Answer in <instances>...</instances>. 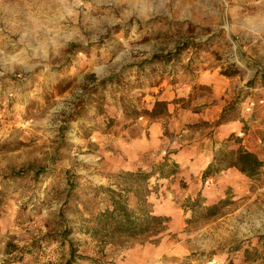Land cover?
Masks as SVG:
<instances>
[{"label":"rangeland","instance_id":"1","mask_svg":"<svg viewBox=\"0 0 264 264\" xmlns=\"http://www.w3.org/2000/svg\"><path fill=\"white\" fill-rule=\"evenodd\" d=\"M239 148L264 161V0H0V264H264V166L205 175ZM101 185L169 219L105 242Z\"/></svg>","mask_w":264,"mask_h":264},{"label":"trees","instance_id":"2","mask_svg":"<svg viewBox=\"0 0 264 264\" xmlns=\"http://www.w3.org/2000/svg\"><path fill=\"white\" fill-rule=\"evenodd\" d=\"M226 162L225 167H235L243 174L253 178L258 175L264 166V161L257 154L244 148L219 155L215 154V160L211 162L205 171V175L219 170L220 163ZM217 166V167H216ZM124 176L134 182L148 178V174L142 171H128ZM99 191H103L107 196L108 204L91 218L95 225L90 227V232L101 240L108 242L110 236H126L131 238L139 237L150 232L153 228L167 221L169 218L153 214V211L147 206L146 201L141 198L136 206L129 204L128 196L120 191L105 186H97ZM102 192V193H103Z\"/></svg>","mask_w":264,"mask_h":264},{"label":"crops","instance_id":"3","mask_svg":"<svg viewBox=\"0 0 264 264\" xmlns=\"http://www.w3.org/2000/svg\"><path fill=\"white\" fill-rule=\"evenodd\" d=\"M208 162H210V161H208ZM155 212V211H154Z\"/></svg>","mask_w":264,"mask_h":264},{"label":"bare ground","instance_id":"4","mask_svg":"<svg viewBox=\"0 0 264 264\" xmlns=\"http://www.w3.org/2000/svg\"><path fill=\"white\" fill-rule=\"evenodd\" d=\"M150 260H152V259H150Z\"/></svg>","mask_w":264,"mask_h":264}]
</instances>
